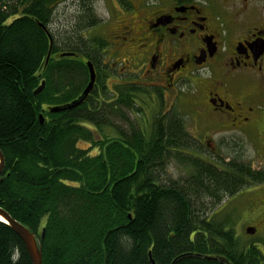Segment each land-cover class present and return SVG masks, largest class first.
Instances as JSON below:
<instances>
[{"label":"trees","instance_id":"obj_1","mask_svg":"<svg viewBox=\"0 0 264 264\" xmlns=\"http://www.w3.org/2000/svg\"><path fill=\"white\" fill-rule=\"evenodd\" d=\"M58 2L0 0V207L36 236L42 264H152L149 256L170 264L181 254L190 255L174 264H225L199 255L253 263L256 251L239 242L231 215L220 204L206 209L238 189L243 173L192 149L182 117L161 113L157 87L126 74L109 88L100 73L80 104L49 110L81 93L87 60L101 68L100 51L83 63L68 59L75 45L102 41L78 37L79 27L53 31ZM59 33L67 51L57 60ZM153 101L160 108L145 125L138 118ZM169 157L184 165L182 178L164 180ZM0 264H31L1 220Z\"/></svg>","mask_w":264,"mask_h":264},{"label":"flooded vegetation","instance_id":"obj_2","mask_svg":"<svg viewBox=\"0 0 264 264\" xmlns=\"http://www.w3.org/2000/svg\"><path fill=\"white\" fill-rule=\"evenodd\" d=\"M72 1L79 14L73 21H60L61 26L74 32L85 25L86 36L96 35L102 47L75 45L68 59L83 63L88 53L100 51L101 68L94 70L96 77L105 74L106 83L110 77L126 76L117 72V62L107 61V40L123 46L131 64L143 74H155L168 85L203 70L204 106L195 113L200 130L196 137L187 131L202 146L210 144V130L220 132L219 144L234 146V153L224 161L243 173L244 182L227 198L234 210L243 209L256 221H240L243 226L237 231L234 225L235 233L245 248L255 249L251 264H264V0ZM102 6L106 18L100 13ZM110 17L114 23L105 30L111 41L99 32ZM55 43L60 60L67 51L62 33L56 34ZM244 142L248 155L242 150Z\"/></svg>","mask_w":264,"mask_h":264},{"label":"rangeland","instance_id":"obj_3","mask_svg":"<svg viewBox=\"0 0 264 264\" xmlns=\"http://www.w3.org/2000/svg\"><path fill=\"white\" fill-rule=\"evenodd\" d=\"M78 4L73 2L72 0H65L63 2H60L56 5L54 11H53V17L52 22L49 24L50 27L53 29V31H67L63 26H61L60 21L62 22L65 18H68L69 20L73 21L79 14ZM100 13L104 18H106V13L104 10V7H100ZM115 19H112V17L107 19V22L101 26V29L99 32L105 36V38L109 39L111 41V35H106L105 28L111 24L114 23ZM70 24V22L68 23ZM84 27L80 26L78 29L80 30L79 33L76 35L79 36H86V33H88L87 30H82ZM70 31V30H69ZM68 31V32H69ZM95 32V31H94ZM96 34V33H94ZM96 36V35H95ZM109 50L107 51L106 57H109L107 61H110V63L117 62V72H124L132 82L135 84L138 83H149L152 86L157 87L161 91V96L165 99H162V108L161 113L165 114L167 112H174L182 117L185 127L187 130L192 134L194 137L197 135V131L200 130L198 120H195V113H197L199 106H204V91L207 87V80L204 78V72L203 70H199L196 72V74L190 75L189 78L187 77H179L175 82H173L171 85H168L169 81L167 80H161L156 78L155 74L149 73L148 76L143 74L141 72V68L138 65L131 64L132 62L129 61V53L126 52L125 48L123 46H116V44L112 45V42H108L107 45H105ZM124 59V61H123ZM123 80L117 78V77H110L107 81L109 88H112V86L115 83L121 82ZM140 85V84H139ZM160 106L158 104H155L154 101L152 103H148L143 105V117L141 119L138 118V120L142 123H145V125L149 124L151 122V117L153 113H157ZM131 116V114H130ZM196 121L197 124L195 123ZM118 124L123 127V122H119ZM210 132V139L211 142L209 145H200L199 143L192 144V149H196L198 154L202 156L203 158H206V160L210 159L212 160L217 166L223 164H220V162H226L224 160L229 159L231 154L234 153L233 148L234 146L230 144V142H227L225 144H219L217 139L220 136V132L216 131H209ZM226 133H224L225 135ZM79 145L83 147H87L88 144L85 142H81ZM213 146L215 148L213 149ZM243 151H245V154L248 155L249 153V146L246 142H244ZM94 153V151H92ZM220 167V166H219ZM186 173V169L184 165L180 162H178L174 157H169L166 160L164 169H163V178L164 180L170 179H180L184 176ZM206 202H210V200H207ZM221 203H214V205L209 204L206 206V209H211L214 206H219L217 208H221V211L229 213L232 217V221L235 223V228H237V231L241 230L242 226L240 221H250L256 223L255 220L252 218H249L247 215V212L243 209H235L231 204V201L224 197ZM216 204V205H215ZM213 206V207H212ZM237 208V206H235Z\"/></svg>","mask_w":264,"mask_h":264},{"label":"water","instance_id":"obj_4","mask_svg":"<svg viewBox=\"0 0 264 264\" xmlns=\"http://www.w3.org/2000/svg\"><path fill=\"white\" fill-rule=\"evenodd\" d=\"M43 27L46 28L45 26H43ZM50 43H51V39H50ZM49 54H50V50L48 51V54L46 56V60L48 59ZM66 54H69V53H66ZM86 66H87V71H88V81H87L86 85L84 86V88L82 89L81 93L76 98L72 99L71 101H69L63 105H57V106L49 107L50 111L56 112V111H62L65 109L73 108V107L77 106L78 104H80L84 100V98L88 95V93L90 92V90L92 89V86L94 84L95 72H94V68H93L92 63L89 60L86 61ZM43 87H44V81L42 80L40 85H38L35 88L33 93L37 94V93L41 92ZM42 122H43V116L40 114L39 115V123H42ZM2 166H3V154H2V151L0 150V171L2 169ZM0 220L9 224V226L14 230V232L22 240V242L25 246V249L29 255V258L31 260V264H42V255H41V251H40L36 236L25 225H23L22 223H20L19 221H17L13 217H11L10 214L5 209H3L2 207H0ZM246 230L248 232L253 231V229L251 227H247ZM188 255H190V254L178 255L175 258H173V260L171 261L170 264H174L180 258L186 257ZM199 256H201L207 260H218V261L225 263V264H232V263H228L225 259L217 257V256H203V255H199ZM149 260L152 264H154V261L151 258V256H149Z\"/></svg>","mask_w":264,"mask_h":264},{"label":"clouds","instance_id":"obj_5","mask_svg":"<svg viewBox=\"0 0 264 264\" xmlns=\"http://www.w3.org/2000/svg\"><path fill=\"white\" fill-rule=\"evenodd\" d=\"M12 259H13V260H15V259H16V257H12Z\"/></svg>","mask_w":264,"mask_h":264}]
</instances>
